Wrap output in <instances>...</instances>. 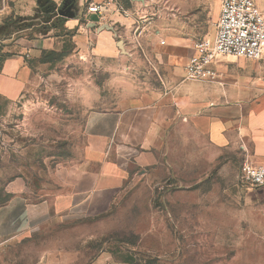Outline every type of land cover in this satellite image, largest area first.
<instances>
[{
	"label": "rangeland",
	"instance_id": "obj_1",
	"mask_svg": "<svg viewBox=\"0 0 264 264\" xmlns=\"http://www.w3.org/2000/svg\"><path fill=\"white\" fill-rule=\"evenodd\" d=\"M129 1L142 31L152 36L159 28L167 44L179 39L183 72L194 46L214 37L219 0ZM48 18L41 8L34 18H5L0 42L30 39L45 27L60 30L62 21ZM138 47L146 58L141 73L166 75L152 51ZM77 78L41 77L9 112H0V206L15 196L50 208L61 196L74 202L0 244V264H264V186L242 181L246 157L239 150L214 153L189 143L151 166L130 165L120 188L64 191L62 183L72 185L84 165Z\"/></svg>",
	"mask_w": 264,
	"mask_h": 264
},
{
	"label": "crops",
	"instance_id": "obj_2",
	"mask_svg": "<svg viewBox=\"0 0 264 264\" xmlns=\"http://www.w3.org/2000/svg\"><path fill=\"white\" fill-rule=\"evenodd\" d=\"M105 1L0 0V21L34 18L41 7L49 16L47 23L62 21L60 30L45 27L30 39L11 36L0 42L3 114L39 86L41 77H79L74 83L85 108L84 165L73 173L72 185L64 182L60 187L68 192L70 185L93 195L120 188L130 165L151 166L174 147L179 152L189 143L214 153L239 150L244 163L264 166V58L223 56L214 78L185 80L179 39L160 42L166 32L159 28L152 36L146 34L125 1H120L124 12L105 22L87 14L89 4ZM255 1L264 15V0ZM104 25L113 30H100ZM138 46L152 51L166 75L141 73L146 58ZM51 53L57 56L44 59ZM73 204L64 196L52 208L12 197L0 206V244L31 232L47 220L50 210L61 213Z\"/></svg>",
	"mask_w": 264,
	"mask_h": 264
},
{
	"label": "built area",
	"instance_id": "obj_3",
	"mask_svg": "<svg viewBox=\"0 0 264 264\" xmlns=\"http://www.w3.org/2000/svg\"><path fill=\"white\" fill-rule=\"evenodd\" d=\"M124 9L117 0L89 4L88 15L105 22ZM223 56H233L249 61L264 58V15L255 0H220V12L215 22V34L194 46V53L184 67L188 81H208L216 75L217 61ZM240 176L244 183L264 186V166L243 163Z\"/></svg>",
	"mask_w": 264,
	"mask_h": 264
},
{
	"label": "trees",
	"instance_id": "obj_4",
	"mask_svg": "<svg viewBox=\"0 0 264 264\" xmlns=\"http://www.w3.org/2000/svg\"><path fill=\"white\" fill-rule=\"evenodd\" d=\"M117 1H118L119 3H121L120 1H125V2H127L128 4L130 3L129 0H117ZM41 9H42V7H41ZM64 55H66V53H64ZM64 55L62 54V56L60 55V57H63ZM47 56H48V57H45L44 59H48V58H50V59L53 60V58H55V57L57 56V54H56V53H51V54H49V55H47ZM0 60H1V58H0ZM9 200H10V199L6 200L2 205L6 204ZM2 205H1V206H2Z\"/></svg>",
	"mask_w": 264,
	"mask_h": 264
},
{
	"label": "water",
	"instance_id": "obj_5",
	"mask_svg": "<svg viewBox=\"0 0 264 264\" xmlns=\"http://www.w3.org/2000/svg\"><path fill=\"white\" fill-rule=\"evenodd\" d=\"M100 30H113V28L108 26V25H104V26L100 27ZM120 46H121V44H120Z\"/></svg>",
	"mask_w": 264,
	"mask_h": 264
}]
</instances>
